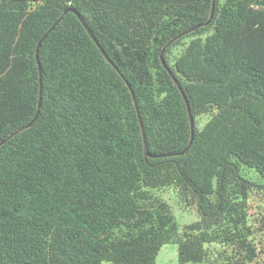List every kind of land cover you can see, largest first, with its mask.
<instances>
[{"label":"trees","instance_id":"16d2710c","mask_svg":"<svg viewBox=\"0 0 264 264\" xmlns=\"http://www.w3.org/2000/svg\"><path fill=\"white\" fill-rule=\"evenodd\" d=\"M214 5L205 25L213 0H0V142L37 114L67 8L99 42L69 12L40 48L39 116L0 146V264H157L168 243L264 264V0Z\"/></svg>","mask_w":264,"mask_h":264},{"label":"water","instance_id":"95a60500","mask_svg":"<svg viewBox=\"0 0 264 264\" xmlns=\"http://www.w3.org/2000/svg\"><path fill=\"white\" fill-rule=\"evenodd\" d=\"M215 0H213V8H212V12H211V16H210V19L205 23V25L209 24L213 18V15H214V10H215ZM69 12H73L75 13L79 18L80 20L83 22L84 26L88 29V31L90 32L91 36L93 37V39L95 40V42L97 44H99L97 38L95 37V35L92 33L91 29L88 27L86 21L84 20V18L82 17V15L80 14V12L78 10H76L74 7H69L67 8L63 14L53 23V25L44 33V35L42 36V38L39 40L38 42V46H37V59H38V62H39V70H40V82H41V90H40V100H39V108H38V111H37V114L35 115L34 119L29 123L27 124L24 128H21L19 130H17L16 132H14L13 134H11L8 138L4 139L3 141L0 142V146L5 143L10 137H12L13 135L17 134L18 132L26 129V128H29L31 127V125L37 120L38 116H39V113H40V109H41V106H42V99H43V71H42V66L40 64V61H39V51H40V48L44 42V40L50 35V33L56 28V26L62 22V20L64 19L65 15ZM202 26L201 24L198 25V26H193L185 31H183L182 33L178 34L175 38H173L172 40H170L168 42L167 45H170L175 39L179 38V37H182L183 35L193 31V30H196L198 27ZM103 54L106 56V58L108 60H110V58L108 57V55L106 54V52L104 51V49L100 46ZM162 56V55H161ZM111 61V60H110ZM164 64H165V61H163ZM176 80V79H175ZM180 90H182L180 84L178 83V81L176 80ZM130 85V84H129ZM182 93L184 95V98L186 100V103H187V106L190 110V107H189V102H188V99L186 97V95L184 94L183 90H182ZM134 94V93H133ZM134 99H135V102H136V105H137V100H136V97H135V94H134ZM137 109L139 110V107L137 105ZM140 121H141V124L143 126V122H142V118L140 117ZM191 124H192V129L194 128V121H193V116L191 114ZM194 139V132H193V135H192V141ZM188 149V148H187ZM186 149V150H187ZM186 150H184L182 153H184ZM147 154L151 157H162V156H165V154H154V153H150L149 151L147 152Z\"/></svg>","mask_w":264,"mask_h":264},{"label":"rangeland","instance_id":"374dc122","mask_svg":"<svg viewBox=\"0 0 264 264\" xmlns=\"http://www.w3.org/2000/svg\"><path fill=\"white\" fill-rule=\"evenodd\" d=\"M163 198L169 202L175 211L180 228L182 229L183 226L189 224L196 220V217L185 211L182 207L181 197L178 191L170 187L162 192ZM213 249L217 250L219 246L212 245ZM157 264H179V256H178V244L177 243H168L165 244L160 252L157 255L156 259ZM102 264H111L110 262H103ZM188 264H207V263H194L190 262ZM208 264H218L214 262H210ZM221 264V263H220Z\"/></svg>","mask_w":264,"mask_h":264}]
</instances>
